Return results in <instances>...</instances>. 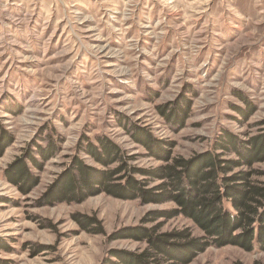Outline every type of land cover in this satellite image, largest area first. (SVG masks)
<instances>
[{
    "label": "rangeland",
    "instance_id": "obj_1",
    "mask_svg": "<svg viewBox=\"0 0 264 264\" xmlns=\"http://www.w3.org/2000/svg\"><path fill=\"white\" fill-rule=\"evenodd\" d=\"M227 134L242 151L264 136V0H0V264H120L116 253L147 248L127 235L137 228L200 236L182 216L157 217L174 203L43 199L74 159L102 169L80 143L108 139L148 170L164 163L137 143L146 135L190 159ZM50 140L59 150L44 161L35 146ZM19 162L39 179L27 194L10 182ZM257 262L259 247L230 245L189 264Z\"/></svg>",
    "mask_w": 264,
    "mask_h": 264
},
{
    "label": "trees",
    "instance_id": "obj_2",
    "mask_svg": "<svg viewBox=\"0 0 264 264\" xmlns=\"http://www.w3.org/2000/svg\"><path fill=\"white\" fill-rule=\"evenodd\" d=\"M145 137L144 141L136 140L137 143L164 165L140 169L130 164L134 158L126 156L120 147L105 138L98 139L96 144L89 142L86 147L80 143L79 152L83 151L102 169L74 159L73 168L67 170L62 180L44 195L43 206L56 202L81 203L100 194L121 200H138L143 205L174 203L176 209L159 213L157 217L172 219L182 216L192 221L202 233L193 236L190 229L164 234L156 228L132 229L127 235L145 241L147 248L140 254L116 253L114 257L120 264H189L212 246L231 245L248 252L257 246L264 251V184L254 180L264 172L253 169L256 163L264 160V136L250 139L249 149L242 151L237 140L227 134L219 140L215 152L190 159L173 156L171 148L161 143L152 141V147L151 136ZM156 145L160 152H157ZM57 146L50 140L45 149L40 145L35 147H38L41 158L47 161L56 155ZM227 153L235 154L237 158H227ZM32 154L30 161L41 170L42 165L32 158ZM27 167V163L19 162L11 166L9 172L10 182L23 194L39 183L38 177L29 174ZM155 182L159 183L151 187ZM225 203L230 204L232 211L225 207ZM74 219L82 227L96 225L85 217L79 219L78 215ZM101 231L93 230V233L103 234Z\"/></svg>",
    "mask_w": 264,
    "mask_h": 264
}]
</instances>
